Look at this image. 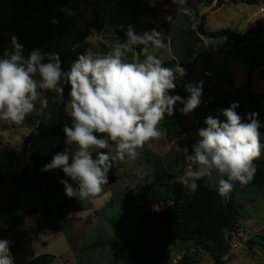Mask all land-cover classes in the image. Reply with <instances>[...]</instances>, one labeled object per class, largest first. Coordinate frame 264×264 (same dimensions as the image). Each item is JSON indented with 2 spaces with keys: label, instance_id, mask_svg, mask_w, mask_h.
Returning <instances> with one entry per match:
<instances>
[{
  "label": "clouds",
  "instance_id": "obj_1",
  "mask_svg": "<svg viewBox=\"0 0 264 264\" xmlns=\"http://www.w3.org/2000/svg\"><path fill=\"white\" fill-rule=\"evenodd\" d=\"M173 2L183 4L185 0ZM126 36L122 43L104 41L110 47L104 54L87 50L69 71L62 69L58 53L34 50L25 59L23 46L15 36L11 38L13 52L0 58V120L21 124L34 110L41 91L54 92L62 101L63 84L70 85L71 126L65 124L63 128L65 145L69 147L56 153L41 169H60L70 178L72 183L68 179L60 181L68 198L87 201L101 193L108 184L110 170L121 171V162L135 160L146 144L162 135L158 126L165 114H174L177 103L183 105L179 111L184 115L201 104L202 81L185 85L187 99L170 94L186 70L179 63L175 67L163 66L162 60L150 51L149 45L165 47L162 33L153 29L137 34L129 26ZM137 45H143L144 58L129 62L127 53ZM45 57L46 63L42 62ZM238 107V103H232L221 109L223 121L209 115L204 121L206 127L198 129L184 173L185 183L193 193L199 180L207 177L211 181L215 174L218 194L226 202L234 182L243 186L253 180L257 170L254 161L264 151L261 122L256 112L249 113L245 120L237 113ZM109 141L114 143V151H97L108 148ZM10 244L0 239V264H14Z\"/></svg>",
  "mask_w": 264,
  "mask_h": 264
},
{
  "label": "rangeland",
  "instance_id": "obj_2",
  "mask_svg": "<svg viewBox=\"0 0 264 264\" xmlns=\"http://www.w3.org/2000/svg\"><path fill=\"white\" fill-rule=\"evenodd\" d=\"M27 2L30 4L29 15H34L55 11L58 0H27ZM213 3L201 7L198 15H195L193 12L172 7L166 0H149L146 3L144 14L139 19H135L117 7L109 5L106 0H72L78 27L85 25L91 19L94 10H99L101 14L98 27L81 46L74 48L72 56L75 57L79 52L84 53L85 51L86 53L89 49L98 53H100L99 50H104L105 53L110 51V47L105 45L104 41H109L112 44L121 42L113 34L114 26L124 30L125 34L129 26L137 34L156 29L162 33L161 38L165 47L156 49L149 45L150 51L162 62L173 60L185 68V76L176 81L179 90H185V85L192 84L195 75L198 76V67L210 64L208 56L205 55L208 50L221 53L226 44L232 42H234L233 48H241L245 42H240L242 34L256 21H264V17L258 16L255 9L251 10V8L264 5V0H257L254 6L241 3L233 5L223 0L219 8L220 11L215 10L218 9V6ZM19 7L18 0H0V24L10 22ZM210 10L214 11L209 12ZM208 12L206 29L217 31L226 27L227 37L225 39L205 38L206 45L200 47L196 44L194 37L187 39L186 33L195 31L201 21L199 17ZM255 44H264V31L249 37V45ZM6 49H13L11 37L6 39ZM80 49L84 51H79ZM187 50L193 53L188 55ZM104 52L100 54H104ZM143 58L140 59L136 51L127 53L129 62L142 61ZM212 62L217 63L216 71L222 69L223 59L221 57L217 56ZM207 70L201 72L203 76L206 75ZM257 77L260 81L254 80L253 94L262 103L261 101H264V86H262L264 75L258 73ZM45 96L46 91H41L39 99L35 102L34 110L21 124L0 120V167L2 168L0 173L7 181L17 175V171H23L21 166L25 160L27 144V138H24L25 129L35 130L34 126L38 124L45 106ZM218 97L224 98L225 96L219 94ZM237 98L240 99L247 115L252 113L246 94L238 92ZM70 111L69 103L67 105L69 115ZM209 115H211L210 112L197 107L191 114L186 115L185 122L175 126L170 134L166 133L162 122H160L158 127L162 135L146 144L135 160L126 159L121 162L122 170L117 172L115 181L104 185L101 193L95 197L83 201L82 207L78 210H61L58 208L59 201L46 204L42 199L36 198L37 207L41 210V215L44 218L43 224L52 225L57 222L70 241L74 238L75 242H79L81 249L78 257L83 264H120L115 257L116 249L110 245L111 240L115 237L114 223L118 222L126 227H137L140 224L141 214L131 200L132 196L144 198L142 201L143 213L158 211L165 207L163 203L149 199V193L157 189L152 185L154 173L169 164L173 159L174 151L178 148L184 150L185 160L189 164L187 157L192 153L198 129L206 127L204 121ZM220 120L223 121L221 118ZM260 131L262 132L261 140L264 143V123H261ZM105 149L114 151V143L109 141V147ZM10 159L12 165L8 167ZM258 159H264V151ZM26 172L32 173L31 170H26ZM214 177L215 174H213ZM181 180L185 182L184 176L181 177ZM27 196L32 195L23 194L18 198L25 200ZM0 208H6V203L2 198H0ZM236 208L239 213L238 230L219 252L221 260L223 264H264V247L253 243L264 244V241L261 240L264 238V188L240 189L236 195ZM53 240L52 243L55 242ZM49 249L53 248L49 247ZM172 260H177L176 264H215L208 254L199 250L191 242H177L170 245L164 264H174L171 262Z\"/></svg>",
  "mask_w": 264,
  "mask_h": 264
},
{
  "label": "trees",
  "instance_id": "obj_3",
  "mask_svg": "<svg viewBox=\"0 0 264 264\" xmlns=\"http://www.w3.org/2000/svg\"><path fill=\"white\" fill-rule=\"evenodd\" d=\"M19 9L12 20L8 23L0 24V58H7L13 52L6 49L7 37L15 36L17 43L23 46L22 55L25 59L34 50H39L41 54L58 53L61 60V67L64 71H69L71 64L76 61L81 54L72 56L74 48L82 45L92 34L93 30L100 23V11H93L91 19L83 26L78 27L76 16L72 7V0H58L56 10L53 12H42L29 15L30 4L27 0H18ZM110 5L117 7L128 15L139 19L145 12L146 3L149 0H107ZM220 6L223 0H185L183 4L174 3L173 0H166L172 7H176L198 15L199 9L212 4ZM233 5L246 4L254 6L257 0H226ZM94 5V4H93ZM200 24L195 31L186 33L187 39L194 37L196 44L201 43L200 37L218 39L224 38L226 32L219 30L207 32L203 23L206 15H202ZM55 21V23L53 22ZM264 29V21H256L241 36L240 42L248 41L249 37L256 36ZM156 30V29H155ZM159 32L158 30H156ZM113 34L122 42L127 39L124 30L114 26ZM143 45H137L134 51L138 53L140 59L144 57ZM238 49V47H236ZM193 52L187 50L190 55ZM254 58L250 63L252 69L264 70V44H257L252 50ZM48 62L47 58L42 61ZM175 61L163 63L165 67H175ZM38 78V77H37ZM202 81V74L199 73L194 85ZM177 84V83H176ZM178 87V85H177ZM176 87V88H177ZM64 99L58 100L57 94L46 91L45 107L40 116L35 130H32L26 137L25 167L10 180L0 173V198L6 203L7 210H13L18 206V197L23 194H30L37 199H42L46 204L60 202L58 207L61 210L75 209L82 207L83 201L75 197L68 198L65 195L64 185L61 180L66 177L62 170L56 169L43 172L41 169L51 162L52 157L65 150L66 136L63 132L65 124L71 126L70 115L67 112V105L70 103L68 93L70 85L63 84ZM252 81L249 78L246 85L240 90L247 96L251 111L258 113L257 119L264 123V111L261 103L253 94ZM205 85L202 83V96ZM177 94L187 99L188 93L178 91ZM232 103H238L237 113L245 120L247 113L241 103L233 98H213L206 112L213 109H224ZM174 110V114H165L161 121L167 134L171 130L181 125L186 120V115ZM183 107L180 106L179 109ZM104 137V134H97ZM71 148L74 150L75 145ZM105 151L106 149H98ZM256 173L253 180L247 185L234 182L233 191L225 202L224 198L218 194L215 177L210 181L205 177L199 180L198 188L193 193L185 182L181 180L188 167L185 160L184 150L178 148L173 153V159L162 170L154 173L153 186L157 189L149 193V199L163 203L165 207L158 211H148L143 213V197H131L135 203L137 211L141 214V222L137 227H126L116 222L115 237L110 245L115 249V257L120 264H164L167 249L177 242H191L199 250L208 254L215 264H223L219 252L226 246L227 241L238 230L239 213L236 208V195L240 189H262L264 188V159L254 161ZM31 170L32 173H27ZM117 170L113 168L108 174V184L115 181ZM106 184V185H108ZM76 185L73 184V187ZM264 241V238H261ZM255 245L264 247L260 242H253ZM55 257L51 254H42L32 259L27 264H52Z\"/></svg>",
  "mask_w": 264,
  "mask_h": 264
},
{
  "label": "crops",
  "instance_id": "obj_4",
  "mask_svg": "<svg viewBox=\"0 0 264 264\" xmlns=\"http://www.w3.org/2000/svg\"><path fill=\"white\" fill-rule=\"evenodd\" d=\"M213 4L215 5V1ZM220 6H218V9L215 10L220 11ZM254 9L255 7L251 8L252 11ZM211 11L214 10H210L209 12ZM209 12L206 13V19L203 25L204 30L207 32H216L208 31L205 27ZM220 30L226 31V27H222V29ZM262 31H264V29L261 30V33ZM226 37L227 33L226 36L222 39H225ZM200 39L201 43L198 46H205V38L200 37ZM233 45L234 42L230 44L227 43L225 49L221 53L213 51L211 52L208 50L205 54L208 56V61L210 62V64L200 66L197 69L198 74L203 70L208 69L206 75H202V82L205 85L203 93L205 96L203 97V99L201 98L202 101L216 98L219 96V94L224 95V98H235L238 100L237 93L242 92L240 89L246 85L249 78L252 81L253 87L254 80H258V73L260 75H264L261 73V70L252 69L250 67V63L254 58L252 50L257 44L250 46L248 40L243 43V46L241 48H233ZM235 50L237 51V53ZM79 51L84 50L80 49ZM102 51L104 52V50H99L100 53H103ZM217 56L223 59V67L220 71L215 70V65L217 63L212 62V60ZM209 69L211 70L209 71ZM197 77L195 75L192 82L193 85ZM262 86H264V84H262ZM176 91L183 90H179V88L177 87L175 88V90L170 91V93H174ZM261 102V108L264 109V101ZM175 106L178 107L177 104ZM37 125H35L34 128H36ZM25 130L26 133L24 135V138H26L31 132L30 128H26ZM11 165L12 160L10 159L8 167ZM21 169H26L25 160H23ZM1 170L2 168L0 167V172ZM19 172L20 171H17L16 173L18 174ZM43 221L44 218L41 215V210L37 207L36 198L34 196H27L25 200H20V198H18V206L13 210L0 208V239H7L11 241L9 247L11 254L14 257V264H27L35 257L42 254L53 255L55 259L52 264H83L78 257L81 249L80 243L75 242L74 238H72V240L70 241L68 236H66L64 232H62V228L58 226L57 222L56 224L53 223L52 225H46L43 224ZM50 240L51 243L52 240L55 242L51 244ZM49 247H52L53 249L50 250Z\"/></svg>",
  "mask_w": 264,
  "mask_h": 264
},
{
  "label": "built area",
  "instance_id": "obj_5",
  "mask_svg": "<svg viewBox=\"0 0 264 264\" xmlns=\"http://www.w3.org/2000/svg\"><path fill=\"white\" fill-rule=\"evenodd\" d=\"M255 12L258 16L260 17H264V5H262L261 7H255ZM84 54V53H81ZM80 54V55H81ZM179 80V78L177 79V81ZM178 91L174 92V93H170L171 95H178L177 94ZM213 101V99H208L205 101L201 100V104L198 106L199 108H203L206 109L209 107L210 103ZM178 107L176 108L177 111H179V107L182 106L181 104L177 103ZM210 114L215 118V117H219V119L221 118L222 120H224V117L221 114V109H213L209 111ZM172 263L176 264L177 260H172Z\"/></svg>",
  "mask_w": 264,
  "mask_h": 264
},
{
  "label": "water",
  "instance_id": "obj_6",
  "mask_svg": "<svg viewBox=\"0 0 264 264\" xmlns=\"http://www.w3.org/2000/svg\"><path fill=\"white\" fill-rule=\"evenodd\" d=\"M261 73L264 74V70H261Z\"/></svg>",
  "mask_w": 264,
  "mask_h": 264
}]
</instances>
